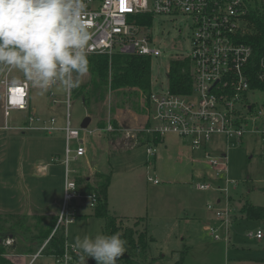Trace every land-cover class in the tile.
<instances>
[{
    "label": "rangeland",
    "instance_id": "rangeland-1",
    "mask_svg": "<svg viewBox=\"0 0 264 264\" xmlns=\"http://www.w3.org/2000/svg\"><path fill=\"white\" fill-rule=\"evenodd\" d=\"M188 32L189 21L183 15L154 18L151 35L155 39V45L161 50V55L151 60L154 89L158 90L166 85L170 60L189 53ZM2 67L1 79L4 78L5 71L10 79L26 78L18 69L0 65ZM79 79L81 83L85 82L88 73ZM0 86L3 88L1 83ZM53 92L57 101L55 104L47 98L46 92L33 88L32 105L53 113L61 123L66 100L65 89L59 84L53 88ZM259 97L257 93L253 99ZM70 98L72 124L80 127L83 118L89 116L91 121L87 129L92 130L91 133L84 130L80 132L86 153L83 157L70 160L71 176L86 173L88 167L111 176L109 208L111 212L116 211H113L115 214L112 213L117 216L121 226L134 228L137 232L145 231L147 227L148 233L153 237L150 243V264H175L184 249L181 264H244L251 252L264 251V240L259 242L248 237L250 231L255 232L259 226L264 227V220H247L240 212L246 201L264 206V145L258 139L246 136L238 145L227 148V151L220 139L214 145L208 143L204 148L212 156L219 155L222 151L227 152L228 177L235 182L229 184V207H232L234 216L231 217L229 241L226 243L223 239H214L208 228L203 226L207 216L213 219V206L223 209L227 205L225 200L215 204L214 200L219 192L214 189L201 191L195 188L196 182L203 179V174L210 172L203 159V149L192 150L183 139L173 134H167L155 144L134 142L146 124V114L133 110L130 101L137 100L142 106V96H133L113 114L110 108L122 101L120 96L108 94L100 108L91 109V113L80 99L73 98L72 95ZM25 117V111H11L9 123L24 122ZM112 118L119 127L124 125L123 129L129 130L134 138L128 137L123 129L115 132L100 130L103 128L100 122L106 123ZM74 145L75 142H72V147ZM148 145L155 148L151 163L146 160ZM60 157H63L62 154ZM150 175L156 176L159 183L148 181L147 177ZM70 211L76 216L66 226V242L76 251V264H80L83 253L75 247V237L102 233L103 220L88 216L91 207L87 204L72 202ZM207 223L210 225L213 221ZM13 244V239L10 244L6 243V238L3 240L4 258L7 261L8 255L17 252L12 249ZM90 258H86V264L90 262ZM29 259V256L26 257L22 264H27ZM30 264H54V259L40 254ZM117 264L126 263L117 260Z\"/></svg>",
    "mask_w": 264,
    "mask_h": 264
},
{
    "label": "built area",
    "instance_id": "built-area-1",
    "mask_svg": "<svg viewBox=\"0 0 264 264\" xmlns=\"http://www.w3.org/2000/svg\"><path fill=\"white\" fill-rule=\"evenodd\" d=\"M85 3L83 19L91 33L88 56L140 55L152 60L161 55L151 35L154 18L183 15L188 19L190 51L170 62L189 59L190 90L182 94L173 93L168 85V71L163 88L154 89L151 79L146 124L139 133L158 135L160 139L173 134L183 139L190 149H203V159L210 172H206L208 177L196 182L195 188L201 191L214 189L219 192V202L225 200L227 203L223 209L213 206L214 220L208 224V230L214 239L228 243L231 217L234 216L232 207H229V184L235 182L228 177L227 148L238 145L246 136L258 139L264 145V97L250 86L247 66L252 57V47L242 41L247 12L245 0H85ZM0 83L4 86L5 117L11 111H25L26 117L19 129L46 135L60 133L64 139L63 157L54 156L51 161L61 162L64 167L63 204L57 225L63 223L67 226L76 216L70 211L72 202L79 201L88 207L95 204L93 194L82 195L76 190L74 176L69 170L70 160L86 153L80 139L81 130L89 133L92 130L72 124L69 113L71 90H65L63 121L59 123L53 113L44 115L32 105L31 94L35 87L27 78L14 81L6 71ZM58 85L46 91L53 104L57 102L53 88ZM257 93L260 97L253 99ZM100 130L108 132L114 128L108 121ZM123 130L128 137L134 138L129 130ZM217 139L221 140L226 151L212 156L204 148L208 143L214 145ZM72 142H75L74 147ZM146 154L147 162L151 163L155 148L148 145ZM46 166L42 169L45 170ZM147 180L159 183L156 176L150 175ZM208 208L212 210L210 205ZM248 237L263 241L264 227L250 231ZM11 242V237H7L6 243ZM75 255L74 248L66 242L63 254L54 259V264H76Z\"/></svg>",
    "mask_w": 264,
    "mask_h": 264
},
{
    "label": "trees",
    "instance_id": "trees-1",
    "mask_svg": "<svg viewBox=\"0 0 264 264\" xmlns=\"http://www.w3.org/2000/svg\"><path fill=\"white\" fill-rule=\"evenodd\" d=\"M247 12L243 28L242 41L252 47V57L247 66V75L250 86L264 97V9L261 0H245ZM88 79L80 83L78 88L71 89L73 98L80 99L91 109L96 110L104 103L108 94L120 96L122 101L115 103L110 112L122 108L126 102L135 96H142V106L138 101H130L131 108L138 112H145L148 106V95L151 89V59L140 55H89ZM168 85L173 93H187L191 87V63L189 59H174L169 64ZM103 114V112H101ZM109 123L115 132L121 128L112 118ZM103 127L107 122H100ZM160 138L138 133V142L159 143ZM76 190L82 195L93 194L95 204L89 215L103 220L102 233L112 234L119 232L126 241L125 253L118 261L126 264H150V243L153 237L145 231L137 232L134 228L123 227L108 207L107 193L111 176L95 172L91 177L74 176ZM240 212L247 220H264V206L244 202ZM142 218V217H141ZM58 215L43 214H0V264H10L5 258L3 240L12 237V249L17 254H39L56 259L64 252L66 244V226L57 225ZM137 220L140 218H136ZM43 245V246H42ZM185 250V249H184ZM180 252L175 264H181L185 251ZM77 259V255H75ZM88 264H96L90 258Z\"/></svg>",
    "mask_w": 264,
    "mask_h": 264
},
{
    "label": "clouds",
    "instance_id": "clouds-1",
    "mask_svg": "<svg viewBox=\"0 0 264 264\" xmlns=\"http://www.w3.org/2000/svg\"><path fill=\"white\" fill-rule=\"evenodd\" d=\"M85 10V0H0V65L18 69L42 92L55 84L78 88L89 71ZM125 244L119 232L75 237L80 264L88 257L117 264Z\"/></svg>",
    "mask_w": 264,
    "mask_h": 264
},
{
    "label": "crops",
    "instance_id": "crops-1",
    "mask_svg": "<svg viewBox=\"0 0 264 264\" xmlns=\"http://www.w3.org/2000/svg\"><path fill=\"white\" fill-rule=\"evenodd\" d=\"M2 70L3 67L0 72ZM1 78L0 76V80ZM19 79L21 78L11 80ZM3 94L4 86H0V214L59 215L63 204L64 167L61 162H52L51 159L63 153L64 139L60 133L46 135L23 131L19 129L23 121L10 124L9 116L3 115ZM39 111L44 115L48 114L44 110ZM120 128L122 130L125 126L120 125ZM81 141L84 143L83 139ZM44 165H47L45 170L42 169ZM95 172L100 173L88 167L86 173L74 176L91 177ZM202 177H208V173ZM107 201L109 207V187ZM214 201L216 205L219 204L218 197ZM213 220L214 216L213 219L207 216L204 228H208L207 222ZM38 255L40 254L34 256L15 253L8 255V261L10 264H22L29 256L27 264H30ZM244 264H264V251L251 252Z\"/></svg>",
    "mask_w": 264,
    "mask_h": 264
},
{
    "label": "water",
    "instance_id": "water-1",
    "mask_svg": "<svg viewBox=\"0 0 264 264\" xmlns=\"http://www.w3.org/2000/svg\"><path fill=\"white\" fill-rule=\"evenodd\" d=\"M261 2H262L263 9H264V0H261ZM90 121H91V118L89 116H86L85 118H83V120L80 123V128L81 129L87 128Z\"/></svg>",
    "mask_w": 264,
    "mask_h": 264
}]
</instances>
